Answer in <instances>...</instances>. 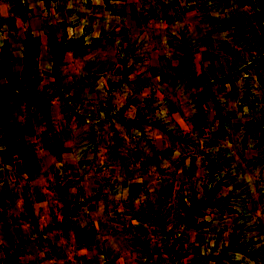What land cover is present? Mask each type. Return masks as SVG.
<instances>
[{
    "label": "rangeland",
    "instance_id": "374dc122",
    "mask_svg": "<svg viewBox=\"0 0 264 264\" xmlns=\"http://www.w3.org/2000/svg\"><path fill=\"white\" fill-rule=\"evenodd\" d=\"M195 1L207 51L200 52L198 40L194 44L182 33L165 66L183 67L185 75L162 77L166 89L180 81L182 97L185 90L193 100L177 109L149 103L134 109L130 120L117 111L125 120L119 128L90 125L76 139L81 165L53 175L51 208L62 214L59 224L74 229L77 249L101 243L104 264H147L153 238L163 245L165 264H264V0ZM10 97L22 103L18 94ZM4 99L0 119H36L45 123L44 135L54 131L47 100L31 93L28 107L12 108ZM62 110L68 119H97L104 109H87V117L82 108ZM19 127L14 131L23 133ZM104 133L108 138L100 140ZM33 145L21 156L27 171L12 178L6 173L9 179L32 182L42 176L31 165ZM99 147L110 151L99 156ZM100 161L113 162L118 170H100ZM70 179L75 184L68 187ZM28 184L32 212L35 190ZM70 191L73 200L66 199ZM90 212L104 219L108 236L101 242L75 225L81 213ZM148 229L159 235L150 237ZM190 232L201 233L197 239L204 245L193 253L182 248L193 242ZM212 238L217 242L210 245Z\"/></svg>",
    "mask_w": 264,
    "mask_h": 264
},
{
    "label": "crops",
    "instance_id": "0c3cea01",
    "mask_svg": "<svg viewBox=\"0 0 264 264\" xmlns=\"http://www.w3.org/2000/svg\"><path fill=\"white\" fill-rule=\"evenodd\" d=\"M198 8L195 0H0V97L6 96L0 100L9 101L12 108H25L35 93L54 109V119H50L54 131L48 136L42 133L45 123L36 119H0V264H104L101 243L77 249L74 229L59 224L62 214L58 217L51 208L53 175L72 173L81 165L82 150L75 146L76 139L90 125L107 129L115 123L119 128L125 123L124 116L132 119L134 109L149 103L163 109L187 107L193 99L184 87L182 97L181 82L168 81L171 87L166 89L167 79L162 77L185 75L183 67L165 66L174 39L182 33L188 32L194 44L198 40L200 52L207 51ZM31 57L33 65L28 69ZM12 93L19 95L21 104L11 99ZM73 107L85 109V117L91 113L87 109L104 110L97 119H68L62 109ZM121 110L125 114L119 117L117 111ZM19 126L25 128L23 133L14 131ZM55 134L61 138L59 143H55ZM104 134L100 140L108 138ZM31 144L35 145L31 165L42 176L32 182L12 181L5 174L12 178L13 173L27 171L21 156ZM97 150L102 157L110 151ZM100 162V170H118L113 162ZM72 182L70 179L68 187L75 184ZM28 183L35 190L32 212L25 193ZM12 186L21 191L10 193ZM71 192L67 200L74 199ZM101 216L81 213L75 225L101 242L108 236ZM147 234L156 237L159 232L148 229ZM189 234L194 236L193 242L185 241L182 248L193 253L204 245L197 239L201 233ZM156 239H152L147 264H165L163 245ZM216 242L212 238L210 245ZM81 255L86 260H79Z\"/></svg>",
    "mask_w": 264,
    "mask_h": 264
},
{
    "label": "trees",
    "instance_id": "16d2710c",
    "mask_svg": "<svg viewBox=\"0 0 264 264\" xmlns=\"http://www.w3.org/2000/svg\"><path fill=\"white\" fill-rule=\"evenodd\" d=\"M30 62H31V61H30ZM30 62H29V64H28V69H29ZM6 63H7V70H8V73H9V75L11 76V72H10V67H9V63H8V61H6Z\"/></svg>",
    "mask_w": 264,
    "mask_h": 264
}]
</instances>
